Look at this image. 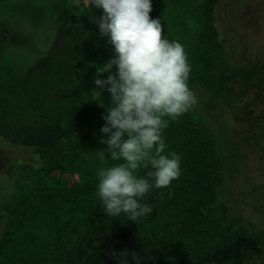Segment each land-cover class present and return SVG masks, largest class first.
I'll use <instances>...</instances> for the list:
<instances>
[{"label":"trees","instance_id":"obj_1","mask_svg":"<svg viewBox=\"0 0 264 264\" xmlns=\"http://www.w3.org/2000/svg\"><path fill=\"white\" fill-rule=\"evenodd\" d=\"M193 1L152 0L150 13L161 20L169 39L183 45L192 69L189 86L198 98V103L165 131L169 149L181 156V176L170 186L148 194L145 202L153 211L138 224L125 217H108L95 195L96 174L116 162L101 158L105 146L100 143L99 131L90 146L81 143L70 153L71 159L57 161V167L67 170L53 178L43 173L37 194L27 189L30 193L16 205L8 198L6 204L14 207L0 212L2 232H8L1 234L0 264H117L118 258L137 264L134 255L139 264H264V154L255 155L264 152V21L255 29L256 23L249 25L244 12L235 15L232 11L237 0L233 4L215 0L213 16L222 20L231 16V24L238 21L239 27L235 25L232 32L245 46L240 50L232 45L211 68L208 53L200 47L204 21L188 10ZM224 4L230 7L220 16L216 8ZM75 9L101 40L99 59L87 64L96 78L99 64L112 56L107 38L100 36L93 20L103 12L92 10L88 0H81ZM242 24L246 29H241ZM219 33L217 30L215 35ZM0 85L15 93L9 100L11 107L17 105L15 101L21 106L13 115L28 111L19 96L20 80L15 74L3 80L0 77ZM82 88L83 96L71 97V103L82 101L88 105L86 113L102 118L106 109L99 102L110 104L109 94L102 91V98L94 83L84 82ZM72 118L66 112L60 119L61 137L69 141L60 137L45 144L35 142L34 153L43 160L59 156L76 138L77 130L66 127L81 120ZM200 159H208L206 165L213 169L207 172L208 177L200 176L194 186L185 173ZM259 170L263 172L257 173ZM65 173L73 179L67 181ZM238 177L243 178L242 187L249 198L241 202L254 206L255 217L239 211L237 201H233L238 195L234 193ZM12 180L8 181L11 185ZM188 187L193 190L189 192ZM20 232L23 234L18 237ZM123 253L129 255L124 257Z\"/></svg>","mask_w":264,"mask_h":264},{"label":"rangeland","instance_id":"obj_2","mask_svg":"<svg viewBox=\"0 0 264 264\" xmlns=\"http://www.w3.org/2000/svg\"><path fill=\"white\" fill-rule=\"evenodd\" d=\"M232 1L229 0L233 4ZM237 1L232 10L235 15L244 12L245 21L249 25L256 23L255 29L263 25L264 0ZM239 2L243 4L239 5ZM80 3L81 0H0V77L3 80L8 75L15 74L19 78V96L22 97V103L26 104L25 107H28V111L23 114L18 112L13 115L21 106L15 101L17 105L11 107L9 100H12L15 93L0 85V212L13 208L12 202L15 205L22 203L30 193L27 189L37 194L41 189L43 173H49L46 174L47 178H53L59 171L67 170L62 165L57 167L59 160L71 159L70 153H74L73 149L81 143L90 146L104 124L100 116L91 117L86 113L85 108L88 105L82 101L71 103V97L83 96L84 82L94 83L92 69L87 64L98 60L101 55L100 38L91 28V23L75 9ZM214 3L215 0H194L188 5V10L204 21L199 32L202 40L200 47L208 53L211 68H215L216 61L232 45L240 47V50L245 46L244 40L232 32L236 29L235 25L239 27L238 21L231 24V16H225L223 20L216 14L214 17ZM225 4L216 8L220 16L230 7ZM80 7L84 8L82 4ZM242 7L245 9L241 10ZM213 26L217 28L214 30ZM241 29H246V26L243 25ZM217 30L219 35H215ZM167 38L169 39L168 36ZM80 73L84 75L79 77ZM66 112L72 115V119L81 120L66 127L77 130L76 138L65 145L59 156L43 160L45 158L42 159L34 153L35 142L45 144L60 138V119ZM60 139L69 141L66 137ZM263 154V151L255 153L256 156ZM207 160L200 159L185 173L194 182V186L199 182L200 176L208 177L207 172L212 171L213 166L208 167ZM259 172L263 171H257ZM10 178L13 179L12 185L8 183ZM65 179L69 181L73 179V175L65 173ZM65 185L63 182L62 186ZM242 186L243 178L238 177L234 191L238 195L233 201H237L239 211L255 217L252 212L254 206H246L241 202L249 199L246 198V190ZM188 188L189 192L193 190ZM8 198L12 205L6 204ZM2 230L0 227V238L6 232L3 233ZM22 234L20 232L17 236ZM197 254L200 255L196 252Z\"/></svg>","mask_w":264,"mask_h":264},{"label":"clouds","instance_id":"obj_3","mask_svg":"<svg viewBox=\"0 0 264 264\" xmlns=\"http://www.w3.org/2000/svg\"><path fill=\"white\" fill-rule=\"evenodd\" d=\"M88 2L92 10H102L93 20L112 49L111 58L99 64L94 85L111 100L99 102L106 109L101 158L116 163L98 170L95 195L108 217L138 224L153 211L145 202L148 194L182 174L181 156L169 149L165 131L197 103L189 86L191 64L183 45L169 40L161 20L150 16L152 0ZM104 73L107 77L99 78ZM117 264L128 261L118 258Z\"/></svg>","mask_w":264,"mask_h":264}]
</instances>
